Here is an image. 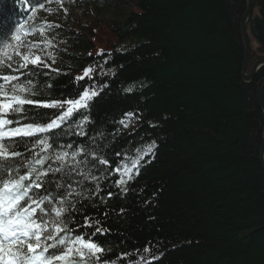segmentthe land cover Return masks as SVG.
<instances>
[{
	"label": "trees",
	"instance_id": "1",
	"mask_svg": "<svg viewBox=\"0 0 264 264\" xmlns=\"http://www.w3.org/2000/svg\"><path fill=\"white\" fill-rule=\"evenodd\" d=\"M64 1L67 13L40 10L28 21L60 25L47 35L56 37L52 67L67 73L38 77L37 87L52 83L50 98L67 96L74 77L102 63L97 52H110L105 70L115 74L100 81L108 87L92 106L94 123L87 131L103 132L97 143L117 162L115 152L135 155L137 148L156 145L126 197L87 208L85 215L101 219L105 210L110 213L105 226L111 234L96 237L113 248L109 257L135 253L124 264H264V113L256 87L264 68L251 84L243 81L246 0ZM72 6L87 8L89 22H74ZM30 14L19 0H0V38ZM248 34L249 72L264 57V0H254ZM127 112L139 117L130 120L131 128L119 124ZM65 139L89 143V137ZM102 185L118 191L111 179ZM121 207L125 212L117 216Z\"/></svg>",
	"mask_w": 264,
	"mask_h": 264
},
{
	"label": "snow or ice",
	"instance_id": "2",
	"mask_svg": "<svg viewBox=\"0 0 264 264\" xmlns=\"http://www.w3.org/2000/svg\"><path fill=\"white\" fill-rule=\"evenodd\" d=\"M19 3L31 14L0 38V264H124L135 253L110 258L111 245L96 239L112 232L105 226L109 211L102 213L103 219L85 213L114 196H127L129 183L139 175L141 161L153 152L155 142L135 149V155L115 152L120 157L117 162L97 143L103 132L90 136L87 131L94 123L92 106L108 87L100 81L115 74L105 70L110 52H97L102 63L94 62L74 77L73 92L67 96L50 98L52 83L37 87L38 77L51 79V73L57 77L67 73L52 67L56 59L50 49L55 48L56 37L47 35L60 25L46 19L43 25L28 21L36 20L40 10L53 15L67 9L63 0ZM52 3L59 7L46 6ZM34 35L39 38L29 39ZM134 87L125 91L132 92ZM133 117L139 118L127 112L119 124L127 128ZM69 136L89 137V143L68 141ZM110 179L118 191L102 185ZM124 212L121 207L116 214ZM142 251L149 253L151 248L145 246ZM129 264L139 261L129 260Z\"/></svg>",
	"mask_w": 264,
	"mask_h": 264
},
{
	"label": "water",
	"instance_id": "3",
	"mask_svg": "<svg viewBox=\"0 0 264 264\" xmlns=\"http://www.w3.org/2000/svg\"><path fill=\"white\" fill-rule=\"evenodd\" d=\"M253 9H254V0H246V9L244 12V15L241 20V37L244 45V59H243V67H242V79L245 83L251 84L258 73L261 71L262 68H264V57L256 60L252 66L251 70L248 72V69L251 65V41L248 34V24L249 21L253 15ZM257 99L259 102V105L264 113V77L261 78L257 85ZM260 162L262 163L264 167V128H263V136H262V145L260 149Z\"/></svg>",
	"mask_w": 264,
	"mask_h": 264
},
{
	"label": "rangeland",
	"instance_id": "4",
	"mask_svg": "<svg viewBox=\"0 0 264 264\" xmlns=\"http://www.w3.org/2000/svg\"><path fill=\"white\" fill-rule=\"evenodd\" d=\"M63 3H65V1ZM55 6H56V4L53 3L49 7L55 8ZM54 15L55 14H53V16ZM90 16H91L90 13L87 12V8H85V7H79V8L74 7V6L71 7L70 17L74 22L86 24L87 22H89ZM29 39H32V38L30 37ZM256 44H257L256 42L253 43L254 47H256ZM53 55H54L55 59H57V53L53 52ZM132 125H133V122L130 121L128 128H131Z\"/></svg>",
	"mask_w": 264,
	"mask_h": 264
},
{
	"label": "bare ground",
	"instance_id": "5",
	"mask_svg": "<svg viewBox=\"0 0 264 264\" xmlns=\"http://www.w3.org/2000/svg\"><path fill=\"white\" fill-rule=\"evenodd\" d=\"M252 18V17H251ZM247 30H248V27H247ZM251 41V40H250ZM251 43V42H250ZM263 96H264V92H263ZM264 98V97H263ZM262 145V144H261ZM260 149H261V147H260Z\"/></svg>",
	"mask_w": 264,
	"mask_h": 264
}]
</instances>
